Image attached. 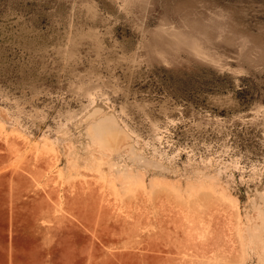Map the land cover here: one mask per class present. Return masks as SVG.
<instances>
[{
    "label": "rangeland",
    "instance_id": "rangeland-1",
    "mask_svg": "<svg viewBox=\"0 0 264 264\" xmlns=\"http://www.w3.org/2000/svg\"><path fill=\"white\" fill-rule=\"evenodd\" d=\"M0 264H264V0H0Z\"/></svg>",
    "mask_w": 264,
    "mask_h": 264
}]
</instances>
